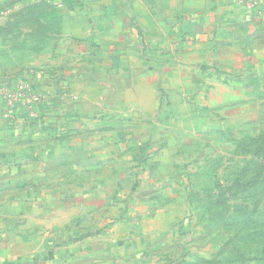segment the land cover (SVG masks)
I'll return each mask as SVG.
<instances>
[{
    "label": "crops",
    "instance_id": "obj_1",
    "mask_svg": "<svg viewBox=\"0 0 264 264\" xmlns=\"http://www.w3.org/2000/svg\"><path fill=\"white\" fill-rule=\"evenodd\" d=\"M28 67L47 99L41 123L0 102V264H179L204 139L264 131V0H0V81Z\"/></svg>",
    "mask_w": 264,
    "mask_h": 264
},
{
    "label": "rangeland",
    "instance_id": "obj_2",
    "mask_svg": "<svg viewBox=\"0 0 264 264\" xmlns=\"http://www.w3.org/2000/svg\"><path fill=\"white\" fill-rule=\"evenodd\" d=\"M203 143L174 213L179 264H264V131L227 129Z\"/></svg>",
    "mask_w": 264,
    "mask_h": 264
},
{
    "label": "built area",
    "instance_id": "obj_3",
    "mask_svg": "<svg viewBox=\"0 0 264 264\" xmlns=\"http://www.w3.org/2000/svg\"><path fill=\"white\" fill-rule=\"evenodd\" d=\"M246 9H257L260 0H238ZM39 72L28 67L21 73L0 81V102L4 107L3 115L6 119L15 120L17 116H23L34 123H41V114L38 106L47 99L35 84L39 79Z\"/></svg>",
    "mask_w": 264,
    "mask_h": 264
}]
</instances>
